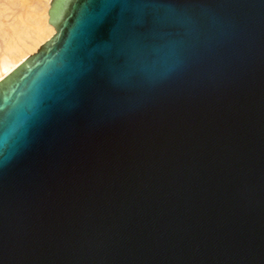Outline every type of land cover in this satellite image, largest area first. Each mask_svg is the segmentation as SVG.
I'll use <instances>...</instances> for the list:
<instances>
[{
    "label": "water",
    "instance_id": "1",
    "mask_svg": "<svg viewBox=\"0 0 264 264\" xmlns=\"http://www.w3.org/2000/svg\"><path fill=\"white\" fill-rule=\"evenodd\" d=\"M0 82V264H264V0H58Z\"/></svg>",
    "mask_w": 264,
    "mask_h": 264
},
{
    "label": "bare ground",
    "instance_id": "2",
    "mask_svg": "<svg viewBox=\"0 0 264 264\" xmlns=\"http://www.w3.org/2000/svg\"><path fill=\"white\" fill-rule=\"evenodd\" d=\"M45 2L42 8L44 13L41 12V14L43 13L41 15V23L39 22V7L33 9L35 16L31 13L30 16L33 15L32 20L30 16L28 17V21H31L34 24L33 26L36 27H34L35 33L31 30L32 35L26 31V28L21 23L22 21L12 23V33L11 31H7V27L2 28L4 23L0 17V49L2 51L0 52V82L14 72L31 52L35 51L38 47L40 49L56 33L55 25L51 22V11L49 12L50 0H46ZM8 23H10V20Z\"/></svg>",
    "mask_w": 264,
    "mask_h": 264
},
{
    "label": "rangeland",
    "instance_id": "3",
    "mask_svg": "<svg viewBox=\"0 0 264 264\" xmlns=\"http://www.w3.org/2000/svg\"><path fill=\"white\" fill-rule=\"evenodd\" d=\"M45 1L46 0H0V14H1L0 17L4 23L2 28L7 27L6 30L10 32L13 28L12 27L13 22L22 21L21 23L26 28V31L29 32L30 35H32L31 30H32V32L35 33L36 27L33 26L34 24L31 21H28V17L31 15V13L35 16V12L33 9H35V7L36 8L39 7V13H40L39 22L41 23L42 22L41 15L44 13V10H42V8L44 7V5L46 3ZM57 1L58 0H52V1L50 0L49 12L53 11V8H54L55 3ZM35 4H36V6H35ZM41 12H43V13L41 14ZM33 15L30 16L31 20H32ZM19 17H20V19H19ZM9 20H10L11 24L8 23ZM28 30H30V31H28ZM11 33H12V31H11ZM38 49H39V47L37 49H35V51L31 52L30 55L22 63H24L31 55L36 53L38 51ZM0 52H2L1 49H0ZM22 63H20L19 66Z\"/></svg>",
    "mask_w": 264,
    "mask_h": 264
}]
</instances>
